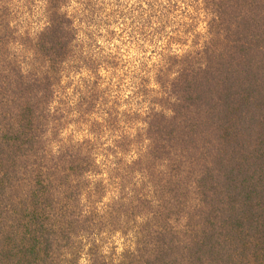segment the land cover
Masks as SVG:
<instances>
[{
    "label": "trees",
    "instance_id": "trees-1",
    "mask_svg": "<svg viewBox=\"0 0 264 264\" xmlns=\"http://www.w3.org/2000/svg\"><path fill=\"white\" fill-rule=\"evenodd\" d=\"M0 264H264V0H0Z\"/></svg>",
    "mask_w": 264,
    "mask_h": 264
}]
</instances>
